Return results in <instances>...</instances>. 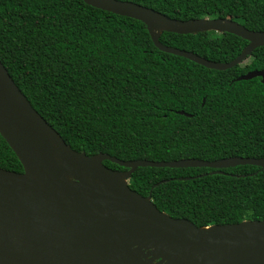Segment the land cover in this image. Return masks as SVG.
Masks as SVG:
<instances>
[{
	"label": "trees",
	"instance_id": "1",
	"mask_svg": "<svg viewBox=\"0 0 264 264\" xmlns=\"http://www.w3.org/2000/svg\"><path fill=\"white\" fill-rule=\"evenodd\" d=\"M120 1L179 21L230 18L264 31V0ZM210 32H163L159 41L218 63L231 61L248 43ZM0 62L78 153L155 162L264 157V84L259 77L237 80L264 71V46L232 68L209 69L158 49L143 22L82 0H0ZM0 168L22 171L1 135ZM215 171L137 167L129 187L150 196L159 211L197 227L264 220V169Z\"/></svg>",
	"mask_w": 264,
	"mask_h": 264
},
{
	"label": "water",
	"instance_id": "2",
	"mask_svg": "<svg viewBox=\"0 0 264 264\" xmlns=\"http://www.w3.org/2000/svg\"><path fill=\"white\" fill-rule=\"evenodd\" d=\"M82 1L143 22L158 49L209 69L232 68L264 46V31L230 18L179 21L130 1ZM210 31L248 43L234 59L218 63L159 41L163 32ZM255 77L264 84L262 70L237 80ZM0 135L22 166L21 172L0 168V264H264V220L197 227L159 211L150 196L127 183L137 167H209L219 173L236 165L264 169V157L155 162L78 153L31 106L1 62ZM104 160L127 171L111 169Z\"/></svg>",
	"mask_w": 264,
	"mask_h": 264
},
{
	"label": "rangeland",
	"instance_id": "3",
	"mask_svg": "<svg viewBox=\"0 0 264 264\" xmlns=\"http://www.w3.org/2000/svg\"><path fill=\"white\" fill-rule=\"evenodd\" d=\"M209 35L214 36L216 34H215V32L214 33L213 32H210Z\"/></svg>",
	"mask_w": 264,
	"mask_h": 264
},
{
	"label": "built area",
	"instance_id": "4",
	"mask_svg": "<svg viewBox=\"0 0 264 264\" xmlns=\"http://www.w3.org/2000/svg\"><path fill=\"white\" fill-rule=\"evenodd\" d=\"M127 183L129 184V179L127 180Z\"/></svg>",
	"mask_w": 264,
	"mask_h": 264
}]
</instances>
